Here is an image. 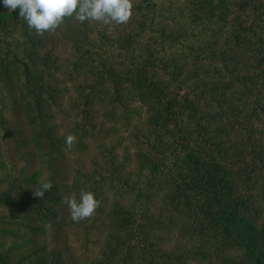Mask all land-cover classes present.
Instances as JSON below:
<instances>
[{
  "label": "trees",
  "instance_id": "obj_1",
  "mask_svg": "<svg viewBox=\"0 0 264 264\" xmlns=\"http://www.w3.org/2000/svg\"><path fill=\"white\" fill-rule=\"evenodd\" d=\"M0 264H264V0L43 36L0 0Z\"/></svg>",
  "mask_w": 264,
  "mask_h": 264
},
{
  "label": "clouds",
  "instance_id": "obj_2",
  "mask_svg": "<svg viewBox=\"0 0 264 264\" xmlns=\"http://www.w3.org/2000/svg\"><path fill=\"white\" fill-rule=\"evenodd\" d=\"M3 5L9 12L19 9V17L43 36L45 32H54L66 17L74 16L81 23L87 20L105 25L126 24L132 16L133 0H3ZM75 140L72 134L65 138L69 149ZM52 187L50 181H43L33 196L43 198ZM62 203L68 206L74 222L90 218L100 206L91 191H82L79 200L75 196L64 197Z\"/></svg>",
  "mask_w": 264,
  "mask_h": 264
},
{
  "label": "rangeland",
  "instance_id": "obj_3",
  "mask_svg": "<svg viewBox=\"0 0 264 264\" xmlns=\"http://www.w3.org/2000/svg\"><path fill=\"white\" fill-rule=\"evenodd\" d=\"M65 87H66L67 89H69V88H70V85L67 83ZM65 95H66V98H64V99L62 100L61 105H62L63 109H66V110H67L68 100H69V97L72 96V93H71V91H67V92L65 93ZM67 96H68V97H67ZM69 115H71V112H69ZM112 140H114V141H119L120 144H121V146L129 147V150H130V152L132 153V150H131L130 146L128 145L127 141H126V135L124 136V135L121 134V132H120V133H118L117 135H115L114 137H112ZM92 156H94V155H93L92 150L90 149L89 152H88V154H87V158H90V157H92ZM131 162H132V161H131ZM93 238H94V236H93ZM90 250L93 251V250H95V249H94V247L92 246V247L90 248Z\"/></svg>",
  "mask_w": 264,
  "mask_h": 264
}]
</instances>
